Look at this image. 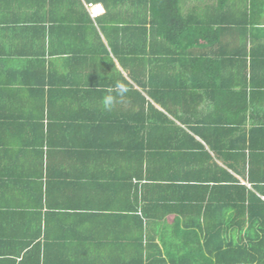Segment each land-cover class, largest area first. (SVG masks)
<instances>
[{"label":"crops","instance_id":"1","mask_svg":"<svg viewBox=\"0 0 264 264\" xmlns=\"http://www.w3.org/2000/svg\"><path fill=\"white\" fill-rule=\"evenodd\" d=\"M89 4L105 13L93 19ZM150 19L147 0H0V264H146V245L164 250L161 237L174 236L178 221L195 226L197 206L209 202L189 182L223 170L264 190V37L215 48L185 39L178 59L152 37ZM209 68L233 78L195 89L194 69L205 82ZM113 79L131 88L106 111ZM182 110L186 121L196 110L198 123L225 130L205 127L218 157L177 117ZM150 119L159 127L147 128ZM147 140L150 164L139 150Z\"/></svg>","mask_w":264,"mask_h":264},{"label":"trees","instance_id":"2","mask_svg":"<svg viewBox=\"0 0 264 264\" xmlns=\"http://www.w3.org/2000/svg\"><path fill=\"white\" fill-rule=\"evenodd\" d=\"M147 1L150 5V32L152 37L164 39L174 48L172 55H176L178 59L184 57L186 51L185 39L188 40L187 46L193 43L195 47H199L198 42L203 40L211 48H215L217 43L222 46L224 41V44L227 43L228 37H235L236 35L241 39L251 38L254 41L264 37L263 30L260 28L264 18V0H215L214 4L205 8L206 17H201L199 13L200 6L197 4L199 1L195 2V6L188 11V15L183 14L181 6L183 0ZM228 59L231 62L239 61L233 55ZM216 61L209 58L195 57L192 60L194 64L214 63ZM207 71H209L207 72V80L202 82L201 77L200 80L196 78L205 71L200 73V71L194 69V83L192 84H194L195 89L197 85L205 86L206 84L221 88L220 83L229 82L233 78L232 74L227 78L221 77L218 72L213 73L211 68ZM132 80L136 84L139 83L135 77H132ZM123 81L131 88L130 83ZM147 85H149V82H146L145 86ZM149 108L153 109L152 106ZM225 108L228 112L233 107L227 106ZM246 110L245 106L242 111L244 122ZM155 111L163 116L164 120L170 121L162 113ZM184 113L185 111L182 110V114L177 115V117L185 123L184 125L190 130L191 134L201 137L218 157V153L222 151L221 147L217 146L218 141L214 140L212 142L207 139L206 135L211 134L209 128L220 131L219 134L225 132V130L221 131L220 126L198 123L200 120L196 121L199 116L196 110L194 113L195 123L186 121ZM139 114L140 117H143L142 112ZM146 118H150L149 114H146ZM148 124L147 128L159 127L152 119ZM230 124L231 121H228L225 125L228 127ZM176 129L177 132L184 134L193 141L194 152H197V156L203 154L208 161L211 160L205 146L198 142L194 136H191L184 128L179 126ZM226 133L228 134V132ZM229 146L232 145L227 144L226 150ZM139 150L142 154H146V161L150 164L149 154L152 155L155 148L153 149L147 140L146 145L141 146ZM220 171L221 173H215L210 179L195 180L193 184L189 182V185H194L199 190L197 192L203 194L202 199L209 202L206 205L200 204L197 206L199 216L195 226L183 223L184 227H181V222L178 221L174 236L161 237L164 250L154 243L150 246L146 245L144 248L146 253L144 263L166 264L167 261H170L185 264L184 261H191L192 264H264V200L262 199L264 190L258 187L253 188L254 190L248 189L228 172ZM221 192L224 194L223 198L218 196ZM218 197L224 199L225 203H220ZM202 219L203 223L201 222ZM236 232H239L240 235H234ZM151 239L154 241L155 238L152 237ZM165 241H169L170 245H167L168 242L165 243ZM148 248H151L150 253ZM30 256L31 254H26L24 259L28 260ZM155 260L161 262L154 263ZM35 264L43 263L39 258Z\"/></svg>","mask_w":264,"mask_h":264},{"label":"clouds","instance_id":"3","mask_svg":"<svg viewBox=\"0 0 264 264\" xmlns=\"http://www.w3.org/2000/svg\"><path fill=\"white\" fill-rule=\"evenodd\" d=\"M104 91L106 94L101 98V104L106 111H112L118 101H122L130 91L125 82L113 79Z\"/></svg>","mask_w":264,"mask_h":264},{"label":"built area","instance_id":"4","mask_svg":"<svg viewBox=\"0 0 264 264\" xmlns=\"http://www.w3.org/2000/svg\"><path fill=\"white\" fill-rule=\"evenodd\" d=\"M88 10L90 11V15L93 19H96L105 13L104 7L102 4H89Z\"/></svg>","mask_w":264,"mask_h":264},{"label":"rangeland","instance_id":"5","mask_svg":"<svg viewBox=\"0 0 264 264\" xmlns=\"http://www.w3.org/2000/svg\"><path fill=\"white\" fill-rule=\"evenodd\" d=\"M199 1V6H209V5H212L214 4L216 1L215 0H183L181 6H182V9H183V12L186 11L187 9V6L185 7V2L186 3H191L192 6H195V2Z\"/></svg>","mask_w":264,"mask_h":264}]
</instances>
